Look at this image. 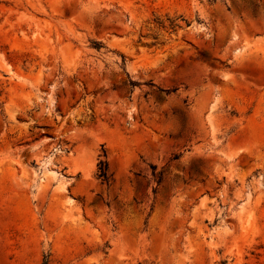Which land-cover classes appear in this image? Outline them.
I'll list each match as a JSON object with an SVG mask.
<instances>
[{
  "label": "rangeland",
  "instance_id": "rangeland-1",
  "mask_svg": "<svg viewBox=\"0 0 264 264\" xmlns=\"http://www.w3.org/2000/svg\"><path fill=\"white\" fill-rule=\"evenodd\" d=\"M0 264H264V0H0Z\"/></svg>",
  "mask_w": 264,
  "mask_h": 264
},
{
  "label": "trees",
  "instance_id": "trees-1",
  "mask_svg": "<svg viewBox=\"0 0 264 264\" xmlns=\"http://www.w3.org/2000/svg\"><path fill=\"white\" fill-rule=\"evenodd\" d=\"M130 83H132V82H130ZM152 169H154V168L152 167ZM106 170H107L106 162L100 161L98 163V177L101 178L102 180H106V178H107Z\"/></svg>",
  "mask_w": 264,
  "mask_h": 264
}]
</instances>
